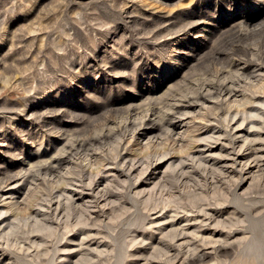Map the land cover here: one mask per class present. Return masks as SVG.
Returning a JSON list of instances; mask_svg holds the SVG:
<instances>
[{
	"label": "rangeland",
	"instance_id": "obj_1",
	"mask_svg": "<svg viewBox=\"0 0 264 264\" xmlns=\"http://www.w3.org/2000/svg\"><path fill=\"white\" fill-rule=\"evenodd\" d=\"M263 103L264 0H0V264H264Z\"/></svg>",
	"mask_w": 264,
	"mask_h": 264
},
{
	"label": "bare ground",
	"instance_id": "obj_2",
	"mask_svg": "<svg viewBox=\"0 0 264 264\" xmlns=\"http://www.w3.org/2000/svg\"><path fill=\"white\" fill-rule=\"evenodd\" d=\"M243 73V72H242ZM226 88V87H225ZM231 88V87H230ZM221 89H222V87H221ZM227 89V88H226ZM224 90V92L223 93H227V90ZM206 94V93H205ZM208 95V94H207ZM228 96H230V95H228ZM198 98V101H199V99H203V100H208V98H207V96H205V95H200V96H197ZM263 105H264V103H263ZM174 110V109H173ZM177 110V109H176ZM261 118L263 117V115L261 116V115H259ZM247 118V117H246ZM246 118H243V121H242V124H240V125H243V122L246 120ZM166 122H168V121H161V123H154V125L152 126V128H154V129H156V128H159L160 127V125H163L164 123H166ZM163 123V124H162ZM260 125H262L261 127H259V128H262V129H264V122L263 123H261ZM255 127V124H253V126H251L250 128H254ZM167 130V129H166ZM247 141H248V138H246L245 137V139H244V141H243V143H242V146H241V148L240 149H242L246 144H247ZM91 143V142H90ZM89 143V144H90ZM249 144L250 145H252L251 144V142H249ZM79 146H84L85 144H78ZM250 147H252V146H250ZM253 149V148H252ZM255 152L257 151L256 149L254 150ZM257 153V152H256ZM256 156H255V158L257 157V154H255ZM190 156V155H189ZM188 156V157H189ZM262 157V156H261ZM260 156L259 157H257L256 158V160H259L260 158H261ZM193 158V157H192ZM71 160H72V158H71ZM133 161V160H132ZM51 163L49 164V165H47V166H42L41 167V169H40V171L42 172H44L45 174H50V175H55V174H57V173H59L60 171V169L63 167V166H67L69 163H70V159H69V157L68 156H65V157H61V158H59V159H54V161H50ZM73 162V161H72ZM194 162V161H193ZM183 163V162H182ZM199 163V162H198ZM134 164V163H133ZM200 167V166H199ZM132 168V167H131ZM130 171V170H129ZM184 174V173H183ZM181 175H182V173H181ZM186 175V174H185ZM192 175V174H191ZM60 178H61V176H60ZM182 178H183V175H182ZM190 179V178H189ZM96 183H95V181H94V179H90V183L88 184V186H86V187H89V188H92L93 187V185H95ZM94 188V187H93ZM92 188V189H93ZM97 195H101V196H103V197H105V200L106 201H109L110 199H111V197H113V193H111L109 190H104L103 191V193H100V192H97ZM189 196V195H188ZM196 197V196H195ZM102 198V197H101ZM188 199V198H187ZM193 200V199H192ZM219 202V201H218ZM10 206H9V208H8V210H7V212L9 211V210H11V208H13V207H15V203H13V202H9L8 203ZM217 204V203H216ZM219 204H220V202H219ZM61 205V204H60ZM168 205V204H167ZM212 205V204H211ZM5 206V205H4ZM198 206V205H197ZM195 207V206H194ZM17 208V206L15 207V209ZM197 208H199L200 209V211H203V212H205V215H208V213H206V210H204L203 208H202V206L200 205V206H198ZM57 209V208H56ZM61 209V208H60ZM198 209V210H199ZM13 210V209H12ZM11 210V211H12ZM14 212V211H13ZM2 213H4V212H0V214H2ZM40 213V212H39ZM214 216V214L213 215H211V216H209L210 218H212ZM171 218H173V217H171ZM214 218V217H213ZM167 219V217L166 218H164V220H166ZM217 220V219H216ZM185 221H191L189 218H186V220ZM36 222V221H35ZM38 223V222H37ZM216 225H221V226H223L224 224H223V221H221V220H218V221H216V223H215ZM186 231V229H185V227H182L181 229L180 228H176V229H174V230H171V232L166 236V239L165 240H169V241H174L175 240V238H177L178 236H181V235H183L184 234V232ZM217 232V231H216ZM214 233V232H213ZM219 234V233H218ZM164 240V238H163V241H165ZM208 240V239H207ZM216 241V240H215ZM218 241V240H217ZM213 242V241H212ZM211 243V242H210ZM169 245V244H168ZM171 246V245H170ZM169 246V247H170ZM222 247V246H221ZM199 250V249H198ZM155 251H157L156 253L157 254H160V255H157L158 256V258L160 257H162V256H164V254L165 253H167L168 252V250H167V247L165 246V247H161L160 246V248L159 249H157V250H155ZM188 251H190V250H188ZM192 251V250H191ZM197 251V250H196ZM215 252H216V250H215ZM217 252H219V251H217ZM156 253H154V254H156ZM194 253H195V251H194ZM151 254V253H150ZM196 254V253H195ZM165 255H167V254H165ZM190 257L188 258V260L186 261V263L185 264H198V263H200V262H203L207 257H210L209 256V254H207L206 252L204 253V252H202V253H199L198 252V254L197 255H195L194 256V254L192 253V255H189ZM154 257V256H153ZM157 258V259H158ZM187 258V257H186ZM174 259V258H173ZM167 260V262L168 263H171L173 260H172V258H167L166 259ZM201 264V263H200ZM204 264V263H203Z\"/></svg>",
	"mask_w": 264,
	"mask_h": 264
}]
</instances>
